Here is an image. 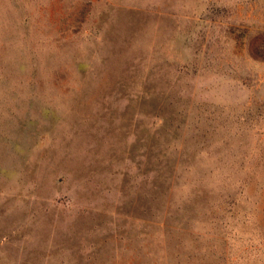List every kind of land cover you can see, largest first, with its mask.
<instances>
[{
    "label": "rangeland",
    "instance_id": "obj_1",
    "mask_svg": "<svg viewBox=\"0 0 264 264\" xmlns=\"http://www.w3.org/2000/svg\"><path fill=\"white\" fill-rule=\"evenodd\" d=\"M0 264H264V0H0Z\"/></svg>",
    "mask_w": 264,
    "mask_h": 264
}]
</instances>
